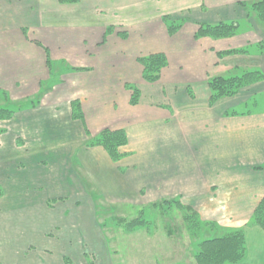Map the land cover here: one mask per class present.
<instances>
[{
    "label": "crops",
    "instance_id": "obj_1",
    "mask_svg": "<svg viewBox=\"0 0 264 264\" xmlns=\"http://www.w3.org/2000/svg\"><path fill=\"white\" fill-rule=\"evenodd\" d=\"M258 1L0 0V107L24 105L0 121V209H17L16 195L30 188L8 173L7 157L17 147L15 162L56 164L65 186L72 170L90 198L104 194V186L123 203L145 190L159 201L181 198L201 221L242 230L245 255L236 264H264V231L251 223L264 197V169H258L264 166V109L225 116L264 94V79L212 105L208 87L213 77L264 75V31L240 4ZM164 17L183 22L171 37ZM220 23L240 26L228 39H194L198 25ZM240 50L245 54L218 55ZM153 54L165 55L168 65L148 84L137 59ZM132 89L139 102L129 107ZM105 129L127 136L116 163L102 148L87 146ZM6 185L17 188L6 191ZM67 192L47 196L46 207L33 204L25 214L8 215L17 234L5 232L6 217H0V264H69V241L81 240V189ZM63 199L59 206L48 203ZM55 225L61 241L48 238ZM5 255L12 259L4 261Z\"/></svg>",
    "mask_w": 264,
    "mask_h": 264
},
{
    "label": "rangeland",
    "instance_id": "obj_2",
    "mask_svg": "<svg viewBox=\"0 0 264 264\" xmlns=\"http://www.w3.org/2000/svg\"><path fill=\"white\" fill-rule=\"evenodd\" d=\"M247 14L249 15L248 18L249 19L251 18V20L257 23L258 26H260L264 31V20L258 19L256 17V13H250V11H248ZM173 22L181 23L183 25V22L180 21H173ZM231 24H237L238 27L240 26L238 23H231ZM169 36L171 37L173 35H169ZM163 56L165 57V55ZM165 61H166V65L161 70L166 68L168 65L166 57H165ZM68 68L74 71L79 70L71 67ZM213 78H223V77H213ZM227 78H231V77H227ZM263 79H264V75H263ZM37 100L38 99H36V102L31 101L29 105L32 104L33 106H35L37 104ZM0 102H2L1 98H0ZM138 102H139V97H138ZM17 106H21L22 108L24 107V105L14 102H8L7 104H5V107L15 108ZM130 106L132 105L129 101V107ZM262 109H264L263 93L255 94L246 103L238 105L236 107V112L237 111L241 113L257 112ZM13 115L9 120L13 118ZM3 131L4 130H0L1 134ZM126 145L127 142L121 148H124ZM121 148H119V152ZM15 149L18 148L16 147ZM15 149L11 151V154L7 157L8 160L11 159L10 166L11 168H13V170L8 171V173L12 175V177H15V180H12L13 182H17L20 185H25L30 188L23 187L21 193L16 195V201L13 204V206L18 207L17 209L9 210L8 208H6L5 211L0 209V213H2L3 211H4L3 213L5 212L8 213V214H0L1 218L6 217L7 222L3 220L5 223L2 227L5 229V232L6 231L9 233L15 232V234H17L16 228L18 226L10 225L11 223H9L8 215L11 214L12 216V214L21 213V212L25 214L28 211L24 210L25 209L24 207H30L33 206V204L34 206L37 205L45 206L47 205L45 204V199L47 196L51 197V199L63 198L62 196L65 195L64 191H69L67 193L73 191L80 192L81 189V193H78V195H76L80 197L81 194V203L79 204L80 208L76 211V215L78 214V216L81 217V240L75 239L77 242L69 241L70 253H71L70 254L71 258H68L69 264H197V262L193 257L194 255L193 253L195 250L194 246L199 241V236L197 235L198 234L197 225H195L197 222L196 219L194 218L192 221H189L184 218L185 216L190 217L189 214H186L182 210L177 209L176 207L171 205L169 209H172L170 210L172 214L170 215L164 212L162 213L161 211H158V209L151 208L150 205L157 202L159 203L161 201H159L157 194L148 195L147 190H145L142 193H133L132 200L124 201L128 203L117 201L115 199L116 195L112 191V188H110V186H104L102 188L104 194L98 192L96 193L95 197L91 195L92 197L90 198V196L86 192H84L83 185H81V187L78 185L79 180L76 178L72 170L69 171V174L73 175V177L69 178L70 185L65 186V181H64L65 178H63L62 176L63 175L66 176V174L65 172L62 173L61 170H58L59 167H57L56 164L53 166V164L48 163L49 165L47 164L40 168H37L35 163H30V162H27L26 164L17 163L15 162V159H17L15 155L16 154ZM20 151L21 150L19 149V152ZM45 166H49V168ZM51 166H53V168ZM15 170L20 172H15ZM97 170L98 168L96 167L95 171ZM26 175L29 176L28 179L25 177ZM82 179L87 183L90 182L86 173ZM154 179H157L156 174L154 175ZM104 183H108V180L102 179L101 184ZM13 188H17V187H10L9 185L8 186L6 185L2 189H5L7 191ZM33 188H35V190L37 189L36 192L35 191L33 192ZM7 194L8 195L6 196L8 199L13 196L12 195L13 192ZM4 196H5L4 192L2 193L0 189V199H2ZM82 196H84V198ZM175 199H178V197H176ZM179 199H180V203L182 204L181 198ZM165 200H170V199L167 198ZM65 201L63 199V202L52 201L48 203L51 206L54 205L59 206L60 203H64ZM74 201L76 200L75 199L70 200V202H74ZM67 203L69 202L67 201ZM87 205L90 207L89 209L83 208V206H87ZM161 208L162 207H160V209ZM34 210L35 209L33 207L31 211L36 213L37 211ZM147 215L150 218H147L146 217ZM69 216H72V214ZM139 216L144 217L145 219L148 220H153V222L144 228H137L131 230L124 228L123 226H116L115 222L112 221L113 218H122L124 220L129 221ZM60 218H62L61 215ZM84 218H86L88 221L85 220ZM46 221L50 222L51 219H48ZM122 224H124V222H122ZM60 227H61L60 225H55L54 227L50 226L49 228L51 232L49 235L51 236H48V238L51 240L55 239L58 241L60 236L57 234V231H59ZM19 228L22 230V226H19ZM89 229L91 230L89 231ZM215 234L218 233L216 232ZM1 245H2L1 248H4L5 244L1 243ZM7 258L12 259L11 256L9 255L3 256L4 261H6ZM38 259H41V257L39 256ZM26 264H29V261H27ZM233 264H236V262Z\"/></svg>",
    "mask_w": 264,
    "mask_h": 264
},
{
    "label": "trees",
    "instance_id": "obj_3",
    "mask_svg": "<svg viewBox=\"0 0 264 264\" xmlns=\"http://www.w3.org/2000/svg\"><path fill=\"white\" fill-rule=\"evenodd\" d=\"M59 4L73 5L79 0H57ZM250 13H256L258 19L264 20V0L244 4L240 3ZM252 11V12H251ZM163 22L166 25L169 35H174L180 28L181 23H176L169 20L168 17L163 18ZM237 24H224L220 23L214 26L210 25H198L197 31L194 34V39L199 40L201 38H210L213 40L228 39L235 36L238 30ZM245 54V51H229L218 54L219 57L229 54ZM137 62L142 66V79L148 84H153L159 80V74L163 67L166 65L165 57L162 54H154L146 57H140ZM79 71V70H75ZM263 79V75L259 71H249L243 73L239 77L231 78H213L209 80L208 86L211 91L209 98L210 104H215L218 100L223 98H232L239 93V91L249 85L257 83ZM130 103L132 106L137 105L138 91L132 89ZM28 107H34L32 104ZM72 107L75 111H78V103H73ZM21 106L15 108L12 107H0V121L9 120L11 116L18 110H21ZM24 108V107H23ZM238 113L235 111H229L225 113V116H233ZM79 117L80 114L78 113ZM1 134V132H0ZM127 142L126 134L123 130L111 131L105 129L101 131L91 142L88 143V147H101L110 161L113 163L118 162L124 156L119 152V148L123 147ZM263 170L264 166L258 168ZM174 206L177 209L182 210L184 213L189 214L190 217L184 218L192 221L196 219L197 235L199 241L194 246V259L197 264H233L237 263L244 258L245 255V240L242 230H231L222 228L215 223L202 222L198 216L190 208L182 205L180 199L161 200V202L150 205L151 208L158 209L162 213L172 214L169 207ZM160 207H162L160 209ZM147 218H150L148 215ZM152 218V217H151ZM116 226H123L127 229L144 228L151 224L153 220L145 219L144 217H137L129 221L122 218H113ZM124 222V224H122ZM251 223L258 225L264 231V197L259 203L257 209L254 211ZM218 234H215V233ZM206 233V235H205ZM205 235V237H204Z\"/></svg>",
    "mask_w": 264,
    "mask_h": 264
}]
</instances>
